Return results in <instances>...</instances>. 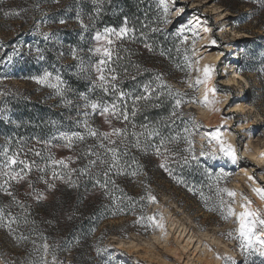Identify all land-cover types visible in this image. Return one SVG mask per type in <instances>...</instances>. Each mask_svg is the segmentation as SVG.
<instances>
[{
  "label": "rangeland",
  "instance_id": "1",
  "mask_svg": "<svg viewBox=\"0 0 264 264\" xmlns=\"http://www.w3.org/2000/svg\"><path fill=\"white\" fill-rule=\"evenodd\" d=\"M75 2L76 0H53L52 3L43 5L36 0H0V60L4 58L0 67V101L13 95L52 102L58 96L54 89L37 83L33 77H42L46 71L43 68L44 58L40 57H43L42 48H46V51L51 48L45 47V44L54 43L57 46L58 61L62 64L69 65L73 61L68 53V45L64 43V34L66 31L72 33L83 28L80 20L86 25L80 14L79 20L77 19ZM166 2L170 12L165 25L182 36L183 46L190 56L193 51L192 32H180L179 29L181 25H189L198 33L192 69H181L183 71L173 73L175 79L169 77L166 80L175 90L189 94L190 101L183 107L182 114L189 123L193 143L192 151H187L186 154L194 155L196 162L212 168L216 174V184L202 197L194 195L186 185L172 181L156 179L145 183L143 175L127 177L131 184L128 188L130 193L146 200L145 212H135L99 223L91 240L94 246L92 253L97 252V247L104 249L115 264H232L233 261L235 264H260L257 257L264 256L259 254V246L251 254L242 251L240 240L236 238L239 227L237 216L233 214L225 219L221 215L217 188L235 193L233 197L220 193L225 209L231 203L234 213H237L244 210L241 205L245 204L251 211H258L261 219H264V200L253 191L254 188H264V173H254L249 165V158L243 156L245 147L249 150L256 147L264 153V80L248 70L250 57L259 58L264 52V18L255 17L248 7L238 8L233 13L217 0ZM180 9L183 11H179ZM14 11H19V14H12ZM5 12L10 14L5 16ZM194 15L200 17L201 22L194 21ZM205 28L210 31L206 32ZM41 33H50L51 38L46 40ZM112 39L114 47L118 40L114 37ZM212 39L217 43L209 46ZM96 43L95 41L94 47ZM236 47H240L238 58H235L237 51L232 52ZM198 54L200 59L197 65L195 59ZM155 61L162 72L168 69L173 72L174 67L167 61ZM206 64L214 66L207 87L216 89L215 98L218 101L210 107L202 106L192 99H201L200 91L205 89V84L190 87L197 76L203 75ZM195 67H202V70L197 72ZM236 70L246 78V86L244 81L234 77ZM243 88L246 91L239 97ZM211 96L212 93H209L210 98ZM244 104L252 105L253 109ZM2 112L3 108L0 107V115ZM81 116L80 124L83 126L85 117L83 114ZM109 119L111 126H114L112 118ZM88 120L92 127L97 125L103 131H111V126L105 123L101 115L94 120L90 116ZM217 129L224 142L232 146L238 161L248 168L251 176L246 174L244 178L241 177L238 166L219 152L217 141L212 140L210 144L204 138L205 133ZM225 129L230 133L224 135ZM183 148H188L186 140ZM213 149L217 151L216 156L200 155L202 150L210 152ZM54 151L57 159L73 156L67 148L54 147ZM176 156L175 153L169 158ZM39 191L45 201L51 200L56 194V190L48 186ZM238 191L241 197H237ZM96 193L91 195V200ZM150 196L155 197V200L149 199ZM224 215H227L226 210ZM257 229L264 231L259 225ZM178 232L184 234L179 235ZM17 253L19 249L12 246L9 252L3 251V256L9 264H14L13 255ZM65 256L66 261L72 257L67 252ZM48 257L47 255L46 258L50 261ZM225 257H231V260L226 261ZM0 264L6 263L0 258Z\"/></svg>",
  "mask_w": 264,
  "mask_h": 264
},
{
  "label": "trees",
  "instance_id": "2",
  "mask_svg": "<svg viewBox=\"0 0 264 264\" xmlns=\"http://www.w3.org/2000/svg\"><path fill=\"white\" fill-rule=\"evenodd\" d=\"M43 5L52 3L53 0H36ZM224 8L237 12L238 8L248 7L254 12L258 19L264 18V0H217ZM158 0H104L100 5L99 14L95 11L96 5L93 0H76L75 5L78 13L86 22V28L78 29L72 33L65 32L64 43L68 45L69 56L72 50L76 49L77 55L83 60L84 66L89 67L99 59V55L90 52L94 48V35L96 31H103L105 27H111L117 31L126 26L133 31L127 36L118 40L115 44L114 53L110 61V69L114 72L106 71V75H117L118 79L114 82L117 89L130 93L131 95L121 103L127 104L129 121L127 124L120 119L111 117L114 127L123 128L127 126L131 132L132 125L135 124L136 131H141V125H149L159 132V136L141 139V148L129 147L128 154L123 157L127 162L124 174L117 175L115 171L109 173L107 187L101 188L100 184L105 183L103 171L99 168L89 169L90 175H81L79 171L71 176L75 185L70 186L68 177L65 180H51L52 168L49 166L43 173L50 183H54L56 190L55 197L51 200L36 199L40 195V188L47 185L39 179L42 173L33 168L28 179L34 183L29 188L28 179L11 182V190L17 198L25 205L21 209L12 203L11 198L0 192V207H5V220L0 225V258L6 263L3 251H10L12 246L19 249V253L13 255L14 264H30V261L37 260L44 255L38 246L44 243L50 245L48 258L52 259L54 252L57 264H115L106 251L92 253V236L99 223L104 220L126 216L135 212L143 214L147 205L146 200H142L129 191L127 177L143 175L144 182H154L156 179L168 180L180 185H186L194 195H206L209 189L214 187L216 174L212 168L199 164L193 155L186 154L183 148L185 133L183 129L189 128V123L182 114L183 107L190 101L188 92L183 97L185 103L175 109L176 116H172L175 99L167 95V88L157 85L160 83L156 77L168 85L166 78L173 77L174 72L186 70L185 67V47L183 46L182 36L174 32L170 26L163 22V12L158 10ZM125 18L127 22L125 24ZM156 29V31H153ZM150 47H145V45ZM51 48L46 51L42 48L44 67L53 76L59 75L64 81V86L69 89L65 97L56 96L52 102L32 100L21 96H6L0 101L3 108L0 115V153L4 147L8 146L15 151L18 148L17 141L23 138L25 151L20 153L21 159L35 161L41 167L46 164L48 148L37 144L33 139L49 140L57 136L60 132L71 133L79 131L86 133L80 124L81 115L84 113L85 104L80 98V93H86L89 100H99L102 102H112L118 92L105 94L100 88L90 91L91 81L95 79V70L89 67L88 73H81L79 65L81 59H74L68 64L58 61L57 46L54 43L45 44ZM56 49V51H54ZM4 59V58H3ZM3 59L0 60V67ZM167 61L174 67L173 72L165 70L162 72L155 60ZM179 65V67H177ZM171 68V67H170ZM248 70L257 74L264 80V52L259 58L250 57ZM149 84L152 92L146 93L144 85ZM174 89V88H173ZM175 90V89H174ZM135 96H148L147 100H140L134 105ZM65 100L73 103L68 105ZM64 105V107H63ZM82 105V106H81ZM133 107L137 109L136 115L131 116ZM94 120L99 111L93 112L89 107L86 109ZM7 115V119L4 116ZM95 128L103 131L97 125ZM173 137L178 139L173 140ZM161 138L166 140V144L160 147V154H157L156 146L160 145ZM115 139V138H114ZM134 142L135 138H130ZM56 144L63 143L61 140H54ZM99 141L90 136H86L85 141L77 142L71 153L73 157H78L69 162L70 168L80 169L88 166V160L94 157H86L83 152L89 145H98ZM105 144L108 142L105 140ZM175 143V144H173ZM35 146L43 149L44 158L36 157L31 153L25 155L28 147ZM54 153V147L50 149ZM177 150V151H176ZM93 151H101L94 147ZM121 146V152H123ZM176 151V152H175ZM176 153L175 158H169ZM169 155V156H168ZM185 157V158H184ZM56 158V155H55ZM3 156L0 155V160ZM187 160V162H185ZM71 163V164H70ZM164 163L166 167H161ZM18 171L23 165L14 166ZM57 171L66 172L57 166ZM27 171V170H25ZM100 172L99 176L96 175ZM6 179V178H5ZM99 180V183H97ZM114 182V183H113ZM59 183V184H58ZM94 195L91 200V195ZM26 193H31L26 195ZM107 193V194H106ZM42 196V195H41ZM11 211L17 217V223L11 225L12 231L4 226L8 224L7 213ZM34 222V223H33ZM26 239H21V237ZM35 242V243H34ZM71 254L70 260H65V254ZM260 264H264V258H258ZM114 263H113V262Z\"/></svg>",
  "mask_w": 264,
  "mask_h": 264
},
{
  "label": "snow or ice",
  "instance_id": "3",
  "mask_svg": "<svg viewBox=\"0 0 264 264\" xmlns=\"http://www.w3.org/2000/svg\"><path fill=\"white\" fill-rule=\"evenodd\" d=\"M104 0H93V3L96 5L95 11L97 14L101 11L100 5H102ZM158 10H162L163 12V22L167 23V16L170 12L169 6L166 2V0H158ZM179 11H183V9H180ZM10 13L5 12L4 15L8 16ZM12 14H19V11H14ZM77 19L79 20V13L77 14ZM61 23H64L63 20L60 21ZM127 22V18H125V24ZM80 23L83 27H87L83 24V21L80 20ZM206 32L210 31V29L205 28ZM133 31L132 29L127 28L126 26L121 27L118 31L111 27H105L103 31H96L94 35V40L97 42L96 46L92 49H89L90 52H93L95 54L99 55V59L96 60L95 63H91L89 65L90 68L95 70L96 77L94 80L91 81V89L90 91H94L96 88H100L106 95L109 94L110 90L113 93L118 92V95L116 96L115 100L112 102H102L99 100H89V97L86 93L81 92L80 98L85 101L84 108L85 111L83 113L85 119L83 120V127L86 130V133H81L79 131H73L71 133L68 132H60L57 136L53 137L49 140H40L39 138H33L37 144H41L44 146V148H48L49 151L47 152L46 157V164L41 167L35 163V161H29L26 159L20 158V153L22 151H25V144L22 142L23 138L17 141V144L19 145L18 148L15 151H12V149L8 146L4 147L3 153H0V155L3 156V159L0 160V192H3L5 195L9 196L11 198L12 203L18 205L21 209H24L25 205L23 202H21L16 194L11 190V182L16 181L19 183L20 181H23L25 179H28L29 174L31 173L33 168H36V170L42 175L39 177L41 181H43L48 188H54L55 184L50 183L48 179L45 178L43 173L47 170L49 166H51V180H65V176L68 177V181L70 183V186L75 185V181L71 180V176L73 173L79 171L81 175H90L89 169L91 168H99L103 171V175L105 177V183L100 184L101 188L107 187V178L109 176V173L112 171H115L117 175L124 174V170L127 167V162L123 160V157L128 154V148L129 147H136L137 149L141 148V137L143 136L146 140L150 139L155 136H159V132L155 128H151L149 125H141L140 128L141 131H136L135 124L132 125V131L129 132L127 126L120 128V127H114L111 126V120L109 117H115L117 120L122 119L125 124L129 121V112L127 109L126 103H121V101L125 100L127 97H129L131 94L127 93L125 91L117 89L116 84L114 83L117 79V75H111L110 79L105 74L106 71L114 72V69H110V61L114 53V40L112 37L115 38V40H121L123 37L127 36L129 32ZM153 31H156V29H153ZM180 32L184 31H191L193 36V51L192 55H188V50L185 49V67L189 70L193 67V57L196 56L195 53V39L198 38V33L195 31L194 27H191L189 25H181ZM41 35L47 40L51 38L50 33H41ZM181 43H184V41H181ZM217 41L215 39H212L209 41V46L215 45ZM145 47H150V45H145ZM72 56L74 59H81L77 55L76 49L72 50ZM43 59V57H40ZM200 57H196L195 63L199 64ZM89 67L84 66V62L81 59V64L79 65V70L81 73H88ZM179 67V65H177ZM197 72H200L201 69L199 67H196L195 69ZM214 70V66L212 65H205L203 67V75L197 76L193 83L190 84V87L195 88L200 84H205L204 89V95L202 99L199 101H196L195 97H193V102H198L202 106H212L218 101L215 98V88H208L207 87V81L210 79L211 74ZM37 81V83L41 85H47L48 87L55 90L56 94L60 96L61 98L65 97L66 92L69 91L64 86V81L61 79L59 75L53 76L51 72L45 71L44 75L42 77H33ZM160 83L157 85V88L160 87H166L167 88V95L173 97L175 99V104L173 106V112L172 116H176L175 109L179 108L183 103H185V100L183 99L184 96L187 95V93H182L178 90H174L170 85H166L160 77H156ZM54 81V82H53ZM144 91L146 93H151L152 89L149 84L144 85ZM209 93H212L211 98L209 97ZM148 96H135L133 103L134 105L138 103L140 100H147ZM65 103L68 105H71L73 101L71 100H65ZM91 108L92 111L95 113L99 111V114L104 118L105 123L109 124L111 126V131H100L99 129L92 127L89 123L88 116L89 113L86 110L87 108ZM218 110V109H217ZM137 109L133 107L131 116L136 115ZM4 119H7V116H4ZM185 135V139L188 144V148L186 151L191 152L192 148L191 145L193 141L191 140V131L188 127H185L183 129ZM86 136L94 137L96 138L99 143L98 145H89L83 152V154L86 157H94V159L88 160V166L85 168L75 169L69 167V162L73 161L74 159H78V157L73 156H66V157H60L55 158V155L53 152H51V148H67V149H73L77 142H83L86 139ZM115 138V139H114ZM130 138H135L134 142ZM204 138L208 139L209 143L211 144L212 140H216L219 144V152L223 153L226 156H234V150L230 144H226L224 140L221 138V133L219 129H217L214 132H209L204 134ZM61 140L63 143L56 144L53 141L54 140ZM173 140L178 139V137H173ZM107 141L108 143L105 144L104 141ZM166 144V140L164 138H161L160 145L156 146L157 154H160V147ZM121 146H123L124 151L121 152ZM94 147H98L99 149H102L101 151H93ZM43 149H37L35 146L28 147L27 151L25 152V155L28 153L33 154L36 157L44 158L42 155ZM200 155H211L216 156L217 151L216 149H213L210 152L201 151ZM196 157L193 155L192 159H195ZM187 162V160H185ZM17 165H23L22 168H20L18 171L14 166ZM57 166H59L61 169H66V172L63 171H57ZM161 167H166L164 163L161 164ZM27 170V171H25ZM100 172L97 171L96 175L99 176ZM132 175H136L135 172L132 173ZM221 176L224 174H220ZM6 178V179H5ZM219 178V177H218ZM33 181L31 179H28V185L29 188H32ZM97 183H99V180H97ZM114 183V182H113ZM254 192L257 193V195L260 197L261 200H264V188H254ZM220 193H227L229 197H233L235 195L234 192L228 190V189H220L217 188V197H218V207L221 209V215L227 219L229 215L235 214L237 216L239 227L237 228L238 236L237 239L240 240L242 251H248L250 254L252 252H255L257 250L256 246H259V254L261 256H264V235H257L256 228L259 225L261 228H264V219H261L260 214L258 211H251L247 208L245 204H242L241 207L244 209L243 211L237 213H234L233 208L231 207V203H228L226 209H225V202L220 197ZM31 193H26V195H30ZM107 194V193H106ZM41 198L40 195H37L36 199L39 200ZM151 200H155V197H149ZM248 203H251L248 201ZM226 210L227 215H224V211ZM5 207H0V225H3V221L5 220ZM7 216L9 217L8 224L4 225L9 228L10 231H12L11 225L13 223H17V217L9 211L7 213ZM149 219H153L152 217H149ZM34 223V222H33ZM231 235V233H229ZM21 239H26V237H21ZM35 243V242H34ZM50 245L47 243H44L42 246H38V251L42 249L44 255L40 256L37 260L30 261V264H57V258L52 253V259L49 261L46 257L50 251ZM96 251L99 253L101 251H104V249H101L97 247ZM226 261L231 260V257H225ZM232 264H235V261L232 262Z\"/></svg>",
  "mask_w": 264,
  "mask_h": 264
},
{
  "label": "bare ground",
  "instance_id": "4",
  "mask_svg": "<svg viewBox=\"0 0 264 264\" xmlns=\"http://www.w3.org/2000/svg\"><path fill=\"white\" fill-rule=\"evenodd\" d=\"M193 20L194 21H198V22H201V19H200V17H198L197 15H194L193 17ZM197 22V23H198ZM231 48H234V46H232ZM239 48L240 47H236V49H232V52H234V51H237V54L235 55V58H238V50H239ZM206 50V49H205ZM200 54H198L197 55V57H200L199 56ZM195 69H196V67H195ZM201 70H202V67L200 68ZM234 77H236L237 79H240V80H242V81H244V86H246L247 84H248V82H247V80H246V78L238 71V70H236L235 71V76ZM245 91H246V89H244L243 88V90H242V92H241V94H239V97H242L243 95H244V93H245ZM203 93H204V89H202L201 91H200V98L202 99V95H203ZM246 107H248V108H250V109H253V106L252 105H250V104H244ZM244 107V106H243ZM252 112H253V110H252ZM230 132H229V130L228 129H225V132L223 133L224 135L225 134H229ZM260 149L259 148H253V150H249V149H247L246 147H245V151L243 152V156L244 157H246V158H251V162L249 161V163H251V164H249V165H251L252 167H253V165H254V160H255V162H259V165L261 166H259L262 170H260L259 168H258V170L255 172L256 174H258V175H261V174H263L264 173V153H261L260 151H259ZM227 159L231 162V163H235V165L236 166H238V173L240 174V176L241 177H243L244 178V175H250L251 176V174L249 173V171H248V168L244 165V164H242L240 161H238V159H237V156H236V154H235V152H234V156H227ZM261 164H263V165H261ZM252 169V171H253V168H251ZM262 172V173H261ZM264 177V176H263ZM237 197H241V194H240V192L238 191L237 192ZM240 211V210H239ZM241 212V211H240ZM236 213V212H235ZM239 212H237V214H238ZM235 217H236V215H234ZM237 222H238V220H237ZM171 225V227H173L172 225H173V223H171L170 224ZM179 233V235H183L184 233L183 232H178ZM256 233H257V235H264V231L263 230H259V229H257L256 228ZM188 245V243L186 242V246Z\"/></svg>",
  "mask_w": 264,
  "mask_h": 264
}]
</instances>
